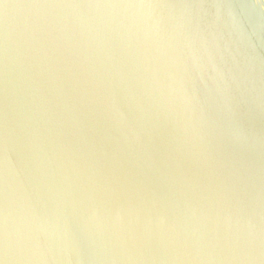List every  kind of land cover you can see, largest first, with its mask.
Here are the masks:
<instances>
[{"label": "water", "instance_id": "95a60500", "mask_svg": "<svg viewBox=\"0 0 264 264\" xmlns=\"http://www.w3.org/2000/svg\"><path fill=\"white\" fill-rule=\"evenodd\" d=\"M0 264H264V0H0Z\"/></svg>", "mask_w": 264, "mask_h": 264}]
</instances>
